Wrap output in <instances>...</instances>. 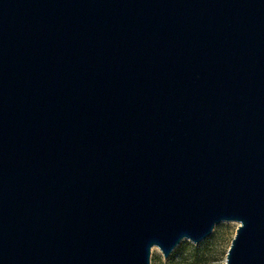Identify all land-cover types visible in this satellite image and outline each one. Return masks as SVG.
<instances>
[{"label": "water", "instance_id": "water-1", "mask_svg": "<svg viewBox=\"0 0 264 264\" xmlns=\"http://www.w3.org/2000/svg\"><path fill=\"white\" fill-rule=\"evenodd\" d=\"M238 226L264 264V0H0V264H150Z\"/></svg>", "mask_w": 264, "mask_h": 264}, {"label": "rangeland", "instance_id": "rangeland-1", "mask_svg": "<svg viewBox=\"0 0 264 264\" xmlns=\"http://www.w3.org/2000/svg\"><path fill=\"white\" fill-rule=\"evenodd\" d=\"M238 224L236 221L220 222L199 243L183 239L167 257H163L160 249L153 246L150 264H223Z\"/></svg>", "mask_w": 264, "mask_h": 264}]
</instances>
